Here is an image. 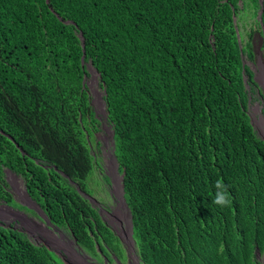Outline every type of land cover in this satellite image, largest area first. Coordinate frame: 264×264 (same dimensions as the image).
<instances>
[{
	"label": "trees",
	"instance_id": "16d2710c",
	"mask_svg": "<svg viewBox=\"0 0 264 264\" xmlns=\"http://www.w3.org/2000/svg\"><path fill=\"white\" fill-rule=\"evenodd\" d=\"M256 27L264 35V0H0V205L18 203L9 170L55 226L95 248L93 210L76 186L89 188L87 125L101 123L90 63L140 254L150 264H260L264 140L248 112L246 63ZM218 178L230 207L212 203ZM0 264L63 263L0 224Z\"/></svg>",
	"mask_w": 264,
	"mask_h": 264
},
{
	"label": "flooded vegetation",
	"instance_id": "af4514ba",
	"mask_svg": "<svg viewBox=\"0 0 264 264\" xmlns=\"http://www.w3.org/2000/svg\"><path fill=\"white\" fill-rule=\"evenodd\" d=\"M252 23H250L251 25ZM255 27V26H254ZM252 51L254 53L253 60H246V63L252 69V76L254 79V88H252V96L251 98L255 102V106L253 110L259 112L260 114H249L254 122L256 127L257 133L264 138V35L260 32V30L255 28L252 33ZM94 106V103L92 102ZM262 106L261 109L259 106ZM102 107V103L99 104ZM95 107V106H94ZM96 110V116L98 120L101 122L100 124L95 125L96 123H90L91 128L94 129V135L96 139V153H93L95 163L97 168L99 169L98 162L101 163L102 167L104 168V174L109 178L108 183L104 186L102 192H99L97 185H92L90 189V194L94 195L97 200L98 204L93 206L98 210L100 221H104L107 225L112 226L114 229L118 230L119 232L125 231V228H128V207L126 206L123 197L122 191L120 188V184L116 180V176L112 173L111 164L108 163L110 158L113 156L111 151L113 150V136L109 133L108 130L104 128L102 123L103 117L100 113ZM101 115V116H100ZM258 123V124H257ZM97 133H102L103 135L99 138ZM107 150V157L104 156L103 149ZM100 170V169H99ZM102 172V171H101ZM103 174V172H102ZM89 218V217H88ZM92 221H88L86 219V226L90 230V233L94 236L95 243L100 247L99 251L93 254L95 259L99 257H108V246L109 249L112 251L110 254L111 256L115 253H118L117 243H112V236L108 235L111 233L110 230H102L103 228H99L98 224L99 221L95 218ZM39 227H41L39 225ZM42 228V227H41ZM42 231L46 232L44 228L41 229ZM64 234L66 239L70 238L65 232Z\"/></svg>",
	"mask_w": 264,
	"mask_h": 264
},
{
	"label": "clouds",
	"instance_id": "9594fccd",
	"mask_svg": "<svg viewBox=\"0 0 264 264\" xmlns=\"http://www.w3.org/2000/svg\"><path fill=\"white\" fill-rule=\"evenodd\" d=\"M89 65H92V64L89 63ZM92 69L95 70L93 68V66H92ZM90 71H91V69H90ZM96 72L98 73V71H96ZM92 73L93 72H91V74ZM103 94H102L101 100L104 102L105 110L101 114L102 117H103L102 123L104 125V128L106 130H108L109 133L114 137V131L111 129V126L107 122L106 117H105L108 112H107V109H106V103L104 101ZM251 96H252V89H250L249 111L251 110V108L253 106L256 105L255 102H254V100L251 98ZM252 103H254L255 105L251 106ZM259 108L261 109V105L259 106ZM251 122H252V118H251ZM104 123H107V124H104ZM252 124L254 125V122H252ZM255 129H256V127H255ZM93 136H94V133H93ZM113 146H114V138H113ZM90 147H91V153H92V156H93V160L95 162L93 153H96V147L94 145H91V144H90ZM113 153H114V148H113ZM114 157H115L114 160H115V162L117 164V170L116 171L120 174L121 173V171H120V165H119V162H118L117 157L115 156V154H114ZM95 167H96V171H95V173H92V174L94 176L95 175L96 176H100V175L102 176L103 175L102 172H101L102 170H99L97 168L96 163H95L94 169H95ZM98 170L101 173L100 175H98ZM9 173H11L12 176L14 175L12 172H9ZM120 175H121V179L117 180V182L120 184V188H121V191H122L123 200H124L126 206L128 207V214H127L128 228H125V231H121V232H119L118 230L114 229L112 226L107 225L104 221H100V216H99L98 210L93 207L96 204H98L97 198L94 195L90 194V189L89 188L84 189L81 185H77L76 184L79 193L88 200V202L90 203L91 209L93 210L92 213L89 214V216H88L89 218H87V220L88 221L91 220L92 223H93V220L92 219L95 218V219H97L99 221L98 226H99L100 229L103 228L102 230H110L111 231V233H109L108 235H111L112 236V243L113 244H116L118 242L117 243V249L119 250L118 253H115L114 255L111 256L110 254L112 253V251L109 249V246H108V257L101 256L98 259H95L93 257V254L96 253L99 250V248H100L95 242H93L95 248H89V247H92V246H85V245H83L80 242V239L76 235V232L75 231L66 230V229L60 228L58 226H55L53 223L52 224L54 225V229L48 228L49 225H48L47 221L43 218V215L48 218V216L46 215L45 211L41 208L40 204H39L40 207L37 205L38 203L34 199L33 200L37 203L36 205H34L26 197L27 200H28V203H26V204L27 205L29 204V206H31V207L34 206L37 209V211L40 212V216L39 217L42 219V224L33 223V222H31V223L32 224H38L42 228L46 227L50 232H53L59 238H63L66 241H71L72 242V249L75 252H77L78 254L84 256L85 259H86V262L88 264H150L149 261L146 259V257L144 255H141L140 252H139L138 242H137V239L135 237L134 216H133V213H132V211L130 209V206H129L128 202H127V199H126L125 183H124L125 171L123 173H121ZM88 182H89V185L90 186H92V185L95 184L91 180H88ZM214 189H215V191L213 193L212 203L214 205H217V206L221 207V208H223V207H230L231 204H232V198H231V194H230L229 189H228V185H226L224 183L223 178H218L215 181V183H214ZM25 191H27L26 188H25ZM25 196H26V193H25ZM44 224H46V226H44ZM85 225H86V222H85ZM93 225H94V223H93ZM216 226H217V223L215 221L214 222V227H216ZM86 228H87V226H86ZM87 231H88V234L93 239L94 236L90 233V230L88 228H87ZM23 232H25L28 235V232L27 231L23 230ZM47 232L48 231L46 230V233ZM64 232L67 235H69L70 238L66 239L65 238L66 235L64 234ZM171 241L174 242V243L176 242V240H174V239H171ZM43 245H45L49 250H51V251L56 252L57 254H59L61 256L64 264H82L81 262L77 261L71 255L70 249L67 246H65V245H59V244L56 243V241L54 242V246L55 247H59L58 249H52V248H50L47 243L46 244H43ZM86 247L89 248V251H87L85 249ZM96 249H98V250H96ZM255 255H256L257 261L260 264H264V262L262 260V258L264 257V250L261 251V249L257 247L255 249ZM142 258H144V259H142Z\"/></svg>",
	"mask_w": 264,
	"mask_h": 264
},
{
	"label": "rangeland",
	"instance_id": "374dc122",
	"mask_svg": "<svg viewBox=\"0 0 264 264\" xmlns=\"http://www.w3.org/2000/svg\"><path fill=\"white\" fill-rule=\"evenodd\" d=\"M251 14L248 15L247 17V25L245 27L246 29H249L250 27V22L252 24H254V19L253 17L249 18ZM86 83L89 85L90 87V94L92 96V102L94 103V106L97 108V112L102 114V112L105 110V105L104 102L101 100L103 89L101 88L100 85V79H99V74L94 70V72L92 73V75L86 79ZM102 102V107L99 106V104H101ZM255 105L254 103L251 104V106ZM262 107V106H261ZM254 106L251 108L250 113L251 114H260L261 111L257 112L256 110H253ZM107 124V123H104ZM258 124V123H257ZM89 131H91V135L92 137L89 138V142L91 145H96V139L94 138L95 135L93 136L94 133V129L91 128V125L88 124L87 125ZM103 134L97 133V136L100 138ZM104 152V156L107 157V150L104 148L103 149ZM112 153V157L110 158L109 162L111 164L112 169V173H114V175L116 176V180L121 179V173L119 174L116 170H117V164L114 160V153L113 150L111 151ZM99 166V169L102 170L103 175L101 176L100 171L98 170V175L100 176H94L93 174L90 176V178L88 180H91L92 182H94L97 185V188L99 189V192H102L104 189V186L108 183L109 178L107 176H105L104 174V168L102 167L101 163L98 162L97 163ZM96 171V167L94 169L95 173ZM120 177V178H119ZM8 180L9 183L12 185V192L14 194V197L16 198V201L18 203L13 204V206H9L6 203H3L2 205H0V224H7V225H11L13 224L14 228L16 227L17 229L20 230H25L28 232V236L30 237V239L32 241H34L35 243H39V244H48L50 248L52 249H58L59 247H55L54 246V238L52 237V235L50 233H46L44 231H42L41 227H39L38 224H42V219L39 217L40 216V212L37 211V209L32 206L30 207L29 205H27L26 203H28V200L25 196V186H24V182L22 181V179L20 177H14L12 176L11 173L8 172ZM88 187L93 189L90 185L89 182H87ZM24 191V194H20L19 191ZM38 214V215H37ZM33 223H38V224H32ZM44 226H46V224H44ZM87 251H89V248L86 247L85 248ZM94 250V249H93ZM98 250V249H96ZM99 251V250H98ZM55 255L60 258L61 263H63V260L61 258V256L59 254H57L56 252H54ZM263 262H264V257L262 258ZM64 264V263H63Z\"/></svg>",
	"mask_w": 264,
	"mask_h": 264
},
{
	"label": "bare ground",
	"instance_id": "6f19581e",
	"mask_svg": "<svg viewBox=\"0 0 264 264\" xmlns=\"http://www.w3.org/2000/svg\"><path fill=\"white\" fill-rule=\"evenodd\" d=\"M120 178V177H119ZM19 191V190H18ZM20 194H24V191H19ZM45 230H47L51 235L52 237L54 238V240L56 241L57 244L59 245H65L67 246L69 249H70V253L71 255L79 262H81L82 264H88L86 262V259L84 256L78 254L77 252H75L73 249H72V242L71 241H66L65 239L63 238H59L56 234H54L53 232H50L46 227H44Z\"/></svg>",
	"mask_w": 264,
	"mask_h": 264
},
{
	"label": "water",
	"instance_id": "95a60500",
	"mask_svg": "<svg viewBox=\"0 0 264 264\" xmlns=\"http://www.w3.org/2000/svg\"><path fill=\"white\" fill-rule=\"evenodd\" d=\"M261 3H263V0H261ZM262 11H263V8H262ZM83 41H84V39H83ZM83 45H85V43H83ZM83 64H84V56H83ZM89 68L91 69V72H94V70L92 69V65H89ZM95 71H97V70L95 69ZM252 122H253V120H252ZM263 140H264V138H263ZM9 172H11V171H9ZM13 174H14L13 176L17 178V176L15 175V173H13ZM25 193H26V197L28 198V200L31 201L34 205H36L37 203L31 198V196L29 195V193L27 191H25ZM37 205L39 206V204H37ZM43 218L47 221V223L49 225L48 228L54 229V225L52 224V222L46 216H44V215H43Z\"/></svg>",
	"mask_w": 264,
	"mask_h": 264
}]
</instances>
